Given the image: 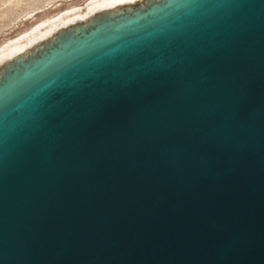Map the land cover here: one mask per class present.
<instances>
[{
    "label": "water",
    "instance_id": "obj_1",
    "mask_svg": "<svg viewBox=\"0 0 264 264\" xmlns=\"http://www.w3.org/2000/svg\"><path fill=\"white\" fill-rule=\"evenodd\" d=\"M0 264H264V0H156L0 76Z\"/></svg>",
    "mask_w": 264,
    "mask_h": 264
},
{
    "label": "bare ground",
    "instance_id": "obj_2",
    "mask_svg": "<svg viewBox=\"0 0 264 264\" xmlns=\"http://www.w3.org/2000/svg\"><path fill=\"white\" fill-rule=\"evenodd\" d=\"M38 1L39 0H37V2ZM151 1L156 0H89L85 8V13L77 8H71L64 13L49 17L46 20L42 18L40 24L37 25L36 28L24 35V43L12 41L2 47L0 50V76L13 63L23 61L33 56L48 44L53 43L60 33L86 28L97 18L106 16L112 17L123 12H130L135 8L142 9ZM39 5L43 4L39 3ZM27 9L33 8L28 7ZM25 12H22V14ZM19 15H21V13H19Z\"/></svg>",
    "mask_w": 264,
    "mask_h": 264
},
{
    "label": "rangeland",
    "instance_id": "obj_3",
    "mask_svg": "<svg viewBox=\"0 0 264 264\" xmlns=\"http://www.w3.org/2000/svg\"><path fill=\"white\" fill-rule=\"evenodd\" d=\"M88 2L89 0H39L38 2L37 0H0V50L12 41L24 43V35L36 28L42 18L46 20L71 8H77L85 13Z\"/></svg>",
    "mask_w": 264,
    "mask_h": 264
}]
</instances>
